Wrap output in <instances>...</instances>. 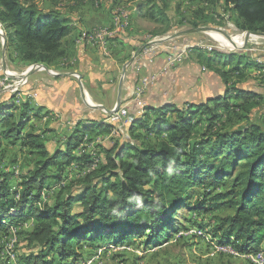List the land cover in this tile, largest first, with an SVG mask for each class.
Returning a JSON list of instances; mask_svg holds the SVG:
<instances>
[{
    "label": "trees",
    "instance_id": "obj_1",
    "mask_svg": "<svg viewBox=\"0 0 264 264\" xmlns=\"http://www.w3.org/2000/svg\"><path fill=\"white\" fill-rule=\"evenodd\" d=\"M144 1L152 10L162 0ZM199 1L223 2L239 16L244 31L264 33V0ZM0 22L7 26L8 42L20 46L22 62L51 66L65 53L64 39L71 25L58 11L45 13L33 2L0 0ZM194 49L207 54L202 61L227 83L238 72V81L234 80L227 94L203 105L165 106L154 121L147 110L143 117H134L130 134L140 145L121 149L115 139L112 147H102L105 160L87 176L86 185L72 192L77 181L66 183L53 206L41 204L47 181H66L68 168L90 164L88 154L77 155L84 137L107 135L114 124L78 121L65 138L66 145L52 151L44 131L32 130V126L25 133L32 118L30 101L23 103L18 114L16 95L0 100V148L4 142L17 143L35 157L18 188L10 185V175L0 167V233L7 237L11 227L32 220L27 243L38 252L25 256L24 264H64L77 258L75 243L82 241L101 240L112 246L149 233L147 244L156 243L167 231L168 236L179 232L175 217L184 208L199 214L208 208L234 210L233 215L218 218L213 231L217 242L242 255L264 251V107L256 95L237 86L243 76L240 61L247 57L221 49ZM218 65L231 69L225 72ZM231 94L243 101L232 104ZM255 112L259 114L249 118ZM169 114H175L174 121L167 119ZM129 148L135 149L134 154L125 160ZM54 168L57 172L51 175ZM197 186L203 194L192 207L190 191ZM223 186L227 189L217 191ZM65 191L69 194L64 197ZM4 247L0 245V253Z\"/></svg>",
    "mask_w": 264,
    "mask_h": 264
},
{
    "label": "crops",
    "instance_id": "obj_2",
    "mask_svg": "<svg viewBox=\"0 0 264 264\" xmlns=\"http://www.w3.org/2000/svg\"><path fill=\"white\" fill-rule=\"evenodd\" d=\"M91 1L72 2L74 5L72 7L77 8L74 14L70 15L71 19H68L71 31L64 39V47H67L63 55L65 59L60 63L54 61L52 67L46 71L35 70L29 77V81L35 83L33 89L41 93L38 98L30 100L33 105L31 120H52V118L56 120L53 127H50V131L43 135L44 138H48L49 142L46 143L49 149L52 150L54 144L55 149L59 148V144L63 147L64 138L73 131L78 121L111 123L109 118L118 105L123 75L121 114L132 119L140 118L147 110L150 112L148 118L152 121L159 117L158 110L165 106L179 108L185 104L197 106L224 97L234 80H237L238 72L227 83L226 78L202 61V57L206 54L203 55L194 48L186 51L182 62L171 65L167 51L170 45L158 50L157 55L143 53L141 57L144 58L137 59L124 74L125 63L129 61L128 58L131 57L135 47L140 46L143 40L150 37L146 19V9L148 10L149 7L144 4V0H127L128 2L102 0L101 8L95 7ZM122 2L133 9L128 30L117 33L106 47L77 44L76 40L81 33H91L98 28L113 26V15L116 9L114 5H120ZM197 38L198 36L185 41L184 48L203 44V41ZM240 38L242 37H238L233 42L239 39L241 43L243 38ZM216 40L221 44H233L226 40ZM184 48L178 50H185ZM245 55L247 58L239 64L243 76L237 86L256 95L255 100H259L264 107V66L257 63V59L261 56L256 51L251 55ZM10 60L23 68L19 70V75L30 69L25 70L30 66L25 62H16L12 58ZM143 61L149 66L145 64L141 66L139 62ZM219 67L225 72L231 69L230 65L225 67L218 65ZM138 86L143 87L144 110L136 100ZM230 98L234 105L243 101L234 98L233 94ZM174 118L175 114H169L167 119L174 121ZM224 119L226 120L225 116ZM131 124L122 128L120 135L116 138L120 141L121 149L126 145L128 147L140 145L139 141L131 137ZM113 126L117 127L116 124ZM144 141L148 142V139Z\"/></svg>",
    "mask_w": 264,
    "mask_h": 264
},
{
    "label": "rangeland",
    "instance_id": "obj_3",
    "mask_svg": "<svg viewBox=\"0 0 264 264\" xmlns=\"http://www.w3.org/2000/svg\"><path fill=\"white\" fill-rule=\"evenodd\" d=\"M21 1H23L24 4H29V2L36 3L45 13H49L52 10L58 11L67 20L71 19L70 15H73L75 9L77 8L75 7L74 9V7H72L74 6L72 5V2H76L75 0ZM91 2L95 7L101 8L102 0H92ZM126 2L128 1L126 0ZM117 5H114L116 6L115 14L113 15L114 25L102 27L100 29L108 28L111 30L117 28L115 18L120 15H116L118 10H122V13L124 14V22L128 25L119 32L126 31L128 28H130V14L133 9L123 2L122 4ZM160 8H162V10ZM146 19L148 20L147 22L149 25L148 30L150 37L146 38V40H143L140 46L135 47L131 57L128 58L129 61H127L125 64H128L132 60L133 64L137 59L144 58L141 57L144 52L150 54L151 56L152 54L155 55L158 50L167 45H170L167 50L169 53L170 64H177L182 62L183 58L177 59L174 56V53H177L179 48H184L183 45L186 43L185 41L196 36H198V40L201 39L200 41H203L205 46L215 45L217 48H221L223 52H239L242 54L251 55L252 52H250L248 49L252 47L255 41L259 43L261 41L260 39L262 38L257 36V33L255 32L244 31L242 27L243 24L239 16H237L235 12L231 11L230 8L223 2L208 5L201 3L199 0H162L160 7L156 6L152 8V10L146 9ZM2 25L4 26L3 28ZM6 27V25L0 22V29L5 31V37H3L0 33V77L3 75L2 69H4L8 72H16L17 74H15L17 79L21 80L24 78V74H26L34 64H31L27 69H25L28 70L30 68L27 72L25 71L26 73L24 72V74L22 73L19 75V70L23 68L20 64L11 62L12 60H10V58L14 59L16 62L21 61V48L17 44L8 42ZM197 28H205L208 29V31H197L169 41H162L165 37L172 36L174 33L190 31ZM238 37H244L242 42L240 43V41H238L239 39L233 42ZM216 39L230 41L233 44H221ZM91 44L95 43L91 42ZM64 48L67 49L66 46ZM64 59L65 56H62L61 58H58L55 63H60ZM139 63L141 66L143 64H145L147 67L149 66L144 61ZM52 65L53 64H51V66H44L49 69L52 67ZM37 70L43 71L45 69L39 68L36 69V71ZM26 79L27 83L29 84L25 88V91L29 93L36 92L39 97L41 95L40 91L33 89L35 88V83L30 82L29 77ZM9 97H11L9 93L2 94L0 96V100H7ZM22 106L23 103L18 105V114H20ZM120 109L121 107L114 113L121 114ZM237 113L240 114L242 112L240 111ZM257 113L259 114V112H255V114H252V116H249V118H255ZM226 118L227 120L232 118L234 122L237 120L234 114H230L229 118ZM54 121H56L54 118H52V120H31L25 130V133L32 130L41 129L40 131H44L45 135L47 131H50V127H53ZM262 121H264V117L262 118ZM110 134L111 131L107 135H96L93 137H101L104 140L108 138L107 136ZM65 135H67V133H65ZM47 139L44 138L45 142H49ZM105 141H103L104 144H106ZM64 144L65 143L63 142V145ZM61 147L62 145L59 144L60 149ZM55 148L56 146L54 144L52 151L56 150ZM134 150L135 149L133 148H129L125 155V160H128L130 155L134 154ZM34 158V155L32 156L30 154L29 149L23 150L20 144H9L4 142V145L2 148H0V167L4 172L10 175V185L16 186L15 188H18V186L21 185V178L27 176L28 172L33 168ZM85 166L86 167L78 166L77 169L71 171L69 175L73 176V179L71 180L67 179L65 181V179H61V181L58 182L54 179H49L46 183V188L41 195V204H43V206L46 204L53 206L57 194L59 193L58 191L60 186H64L63 184L65 183H68V186L74 181H77L76 185L72 189V192H75L78 190V188L86 185L84 180L87 179V176L90 175L91 172L88 170L89 168H87L90 166V164L88 163ZM56 170L57 168H54L50 170L49 173L54 175L57 172ZM226 189L227 187L223 186L218 188L217 191ZM68 194L69 191H65L64 197ZM202 194L203 189L197 186L192 192L190 191V201H188V204L193 207L197 198H200ZM201 200L203 199L201 198ZM75 209L80 210V207L76 206ZM233 214L234 210L227 208L217 210H209L208 208L207 212H202L201 214L184 208L178 212L175 217L176 221L174 226L179 230L177 234L172 235V233H170L168 236L167 231L163 235L162 239H158L156 243L149 245L147 244L149 233L137 235V237L129 238L123 243L120 242L112 246L109 245V242L104 243L101 240H98L93 244H90L88 241L77 242L75 243V252L77 253V258L64 260L63 262L64 264H251L252 261L249 260L246 255H242L240 253L237 254L231 246H226L225 250H223V248H219L220 243L217 242L218 237L213 235V231L219 223L218 218ZM18 225V227L14 225L10 228L11 235L6 237L4 236V233H0V236H3V239H5L6 242L11 246H14V252H16L17 258H19L20 262L24 264L23 258L32 253L38 252V248L30 246L27 243L28 233L31 232L33 227L32 220L20 223ZM3 255V253H0V260L7 258Z\"/></svg>",
    "mask_w": 264,
    "mask_h": 264
},
{
    "label": "built area",
    "instance_id": "obj_4",
    "mask_svg": "<svg viewBox=\"0 0 264 264\" xmlns=\"http://www.w3.org/2000/svg\"><path fill=\"white\" fill-rule=\"evenodd\" d=\"M122 10H118L116 13L117 16L116 19V29H95L91 33H81L80 37L78 38V44H86L88 45L91 42L95 43L96 46L99 47H106L108 43L111 41V39L119 33L122 29H124L127 25V23L124 22V14L122 13ZM122 17V18H121ZM2 27H4L2 25ZM261 41L254 42L252 47H250L248 50L250 52H258L260 54V58L257 59V63L263 64L264 66V38L260 39ZM201 48L202 50L211 52L213 49H221L217 48V46H205V44H198L193 46H187L184 48L185 50H177V53H174V56L179 59L182 58L187 50H193V48ZM175 49V48H174ZM145 53V52H144ZM2 76L0 77V96L2 94L9 93L11 95H16V98L14 100V103L17 105L24 103L26 101H30L31 99H36L38 97V94L36 92H26L25 88L29 83H27V79L23 78L21 80L17 79L16 75L13 72H8L4 69H2ZM144 96L143 93V87L138 86L136 90V100H138V104L141 107L142 110H144L145 103L142 97ZM111 124H118L117 127L112 128L111 134L107 136L108 138L104 139L101 137L92 138L88 135L84 137L83 144L78 149L77 155L82 156L84 154H88L90 156V166L88 170L92 173L94 170L98 169L100 167V164L103 163L104 155L100 152V149L103 148H110L114 145L115 139L120 135V131H122V128H125L127 125L133 123V119L131 117L125 116L123 114H115L110 118ZM106 140V141H105ZM106 144H104V142ZM78 165L74 164L66 173L65 176L70 175V171L77 169ZM71 179L72 176H69ZM68 178V179H69ZM65 183V182H64ZM64 186L66 185L63 184ZM61 188V186H60ZM0 245H4L5 249L2 252L4 257H7L6 259L0 260V264H22L16 256V252H14V246H11L9 243L6 242L5 239L0 240ZM219 248H223V250L226 249V246L219 245ZM246 257L252 261L253 264H264V251L259 252L256 255H246Z\"/></svg>",
    "mask_w": 264,
    "mask_h": 264
},
{
    "label": "water",
    "instance_id": "obj_5",
    "mask_svg": "<svg viewBox=\"0 0 264 264\" xmlns=\"http://www.w3.org/2000/svg\"><path fill=\"white\" fill-rule=\"evenodd\" d=\"M3 28V27H2ZM197 31H208V29H205V28H197V29H192V30H190V31H185V32H180V33H174V34H172V36H167V37H165L162 41H169V40H172V39H175V38H177V37H182V36H186V35H189V34H192V33H194V32H197ZM0 33H1V35L3 36V37H5L4 35H5V31L3 30V29H0ZM255 33H257L256 35L257 36H259V37H262V38H264V33H260V32H255ZM246 36V35H245ZM249 36V35H248ZM132 62H133V60L132 61H130L128 64H126L125 65V67H124V74L126 73V71H127V68L129 67V65H131L132 64ZM39 68H44L45 70H47V68L42 64H34L32 67H31V69L23 76L24 78H27V77H30L31 76V74L36 70V69H39ZM123 78H124V75H123V77H122V81H121V84H120V90H119V97H118V105H117V107H116V109H114V111L111 113V114H113L114 112H116L121 106H122V102H123V100H122V89H123V85H124V80H123ZM97 108H99V106L97 107Z\"/></svg>",
    "mask_w": 264,
    "mask_h": 264
},
{
    "label": "bare ground",
    "instance_id": "obj_6",
    "mask_svg": "<svg viewBox=\"0 0 264 264\" xmlns=\"http://www.w3.org/2000/svg\"><path fill=\"white\" fill-rule=\"evenodd\" d=\"M242 38H244V37H242ZM242 38H240V39H242Z\"/></svg>",
    "mask_w": 264,
    "mask_h": 264
}]
</instances>
